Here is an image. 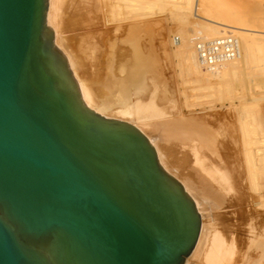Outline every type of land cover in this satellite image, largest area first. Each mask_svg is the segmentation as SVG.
<instances>
[{"label": "water", "instance_id": "95a60500", "mask_svg": "<svg viewBox=\"0 0 264 264\" xmlns=\"http://www.w3.org/2000/svg\"><path fill=\"white\" fill-rule=\"evenodd\" d=\"M47 0H0V264H185L202 219L134 124L83 102Z\"/></svg>", "mask_w": 264, "mask_h": 264}, {"label": "bare ground", "instance_id": "6f19581e", "mask_svg": "<svg viewBox=\"0 0 264 264\" xmlns=\"http://www.w3.org/2000/svg\"><path fill=\"white\" fill-rule=\"evenodd\" d=\"M147 2L150 7L153 3L158 6L170 4L171 7H168H174L170 9V22L177 27L174 30L176 34L173 31V37L170 33L168 36L161 34L160 47L166 60L172 62V57H179L180 68L196 77L191 76L195 79L191 81L192 86L195 85L190 90L194 91L193 94L185 91L190 87L192 89L191 85L184 90L173 89L167 79L162 77V64L159 65L153 53L143 46L141 38L145 31L144 25L149 21L138 18L142 17L145 8L147 10ZM147 2L47 0L46 24L54 36L55 46L64 54L69 64L85 105L105 116L137 126L155 147L161 166L181 182L195 202L202 225L198 241L185 264H240V259L248 256L250 250L259 252L252 264H264V225L262 230H257L254 223L249 224V228L246 227L249 231V240L247 239V247L245 246L249 251L246 254L247 249L243 250L240 247L242 244L239 246L241 241L238 240L239 237L237 239L236 232L225 231L216 221L213 212L216 203L209 202L202 196L194 181L182 171L185 164L190 166L192 175H196L206 187L216 188L218 198L233 197L238 192V184L246 180L250 190H255L256 197L260 199L255 203L251 201L252 193L246 195L249 191H245L246 187L242 184L240 189L244 186L242 191H245L246 197H238L241 204L246 199V205L252 202L251 206L264 207V112H259L254 101L253 106L239 99L242 102L240 105L231 102L226 107L229 113L233 112L234 120L225 123L223 120V123L215 125L207 121L206 115L186 114L184 107L182 108L184 104H181L184 100L192 107L196 105L197 97L212 102L227 99L233 101L239 96L242 90L239 94L236 93L235 81L243 72L242 62L247 64L246 58L254 55L256 41H264L263 0H253L250 4L246 0H157L158 4H151L150 0ZM158 6L156 10L159 9ZM95 8L100 11L99 17L105 26L103 33L110 36V59L119 62V58L124 56V60L116 68V79L102 92L90 81L84 61L75 52L66 35L68 27L89 21L87 15L94 13ZM68 13L74 17L69 21ZM190 21L193 27L188 26ZM132 27L137 31L135 35H141V38L129 37ZM143 38L145 40V36ZM208 42L212 46L217 45V48L213 47L208 51ZM257 44L261 52L260 44ZM95 45L90 48L91 55L97 49L98 45ZM122 49H125L124 53H120ZM186 83L188 82L184 85ZM177 93L185 95V99L181 100ZM215 115L210 117L216 118ZM171 138L190 148L191 159L183 162L176 159L173 150L163 143ZM237 171L244 174L238 176L242 179L240 183ZM255 207L251 209L256 210ZM246 210L249 211V208Z\"/></svg>", "mask_w": 264, "mask_h": 264}, {"label": "rangeland", "instance_id": "374dc122", "mask_svg": "<svg viewBox=\"0 0 264 264\" xmlns=\"http://www.w3.org/2000/svg\"><path fill=\"white\" fill-rule=\"evenodd\" d=\"M140 1H142V3H145L149 0H140ZM150 1L152 4L153 2L156 3L157 0H154V1L150 0ZM252 1L253 0H249V1L246 0V2L247 3L249 2V4L252 3ZM256 1L260 2V0H256ZM136 3H138V2H136ZM159 3L161 4L160 1H159ZM263 3H264V0H263ZM156 4H158V2ZM147 5H149V6H147ZM153 5H154V3H153ZM153 5H152V7H150V3L147 2L145 5L146 7H148L147 10L145 8L144 9L145 11H142L144 13V14H142V17L140 16L138 18V19L143 18L142 20H144V21L147 20L150 22V23L147 22L149 25L147 23L144 25L145 31L143 32L142 38H141V35L140 36H138L137 34L135 35V33H137V31L134 27H132L130 29L129 37L136 38L138 36L136 39L141 38V42H142L143 46L146 49H148V51L153 53V55L157 58L159 65L162 64V69H163L162 77L164 76L163 79L164 80L167 79V82L172 86L173 89L184 90L187 87H190L189 85L192 86L191 81L193 82V80H195L192 78V77H194V75L185 71V70H182L180 68L179 57H177V56H175L174 58L172 57L171 58L172 60H170L172 62H169L168 60H166L164 58V55H163V52L161 49V47H162L161 46V34H165L166 36H168V33H170L172 37H173V35H172L173 32H174V34H176V31H174V30L177 27L173 23L171 24V22H170L171 21L170 20V15H171L170 9H173L174 7L170 8L171 7L170 4H168V6L170 5V7H168L166 5H165L166 6L165 7L163 4V5H161V6H163L162 8H161V6H158V5L153 6ZM157 6L159 8L158 10H156ZM151 8H152V10H151ZM262 8H264V6ZM99 15H100V11L95 8L94 13L87 15L89 21H85V22H83L84 24L81 23L80 25L76 24L74 27H68V31L66 32V35L69 37L71 46L73 47L75 52L78 55H80V57L84 61L85 66H86L87 71H88V77H89L90 81L96 87L97 90L102 92L103 90L107 89V87L111 84V82H113L116 79V77H117L116 68L119 65V63H121L124 60V56H121L119 58V62H114L110 59V36H107L106 33H103V29H105V26L102 25V20L100 19ZM262 15H264V14H262ZM72 18H74L73 15L68 13L67 14V21L71 20ZM156 20L158 22L159 21L160 22L155 23L154 21H156ZM131 23L134 24V22H131ZM188 26L193 27V24H191V21H190V24ZM144 36H145V40L143 38ZM95 42H96V45H95ZM257 43L260 44L259 46L261 47V52L258 49ZM93 45H95V46L98 45V46H97V49H96L94 55L92 54L93 55L92 56L90 54V48ZM256 45H257V48L254 52V55L252 57L250 56L252 59L250 57H248L249 59L246 58L247 60L244 59L247 61V64L246 63L244 64L245 61L242 60L243 61L242 62L243 63V66H242L243 72H242V74L240 73V76L235 81V86H236L235 89H237L236 93L239 94L240 91L242 90L241 93L239 94V96L240 97L242 96V98H238L239 97L238 96V97L234 98V100L236 99V101H234V100L231 101V99H227V100H219V101L218 100H215V101L212 100V102H211V100H208L206 98L200 99L199 97H197V99H198L197 101H199V103L196 101V103H195L196 105L190 107V106H188V102H185L183 100V99H185V95L183 96V94L180 95L177 93V97L179 96V98L181 100H183V102H181V104L182 103L184 104V105L182 104L183 105L182 108L184 107L183 111L186 114L187 113H194V114H197L198 116L206 115L207 121H210V122L214 123L215 125H218L223 120H224L223 121L224 123L227 121L234 120L233 112L230 111V113H231L230 114L226 109V107L229 106L231 104V102L232 103L235 102L234 104L237 106L240 105L242 102H245V101L247 103H251V105H253L254 103L255 104L257 103L255 105V107L257 106L256 108H258V110H260L259 112L263 113L264 112V41H262V40H260L259 42L256 41ZM97 50H98V52H97ZM124 51H125V49H122L120 51V53H122V52L124 53ZM163 65H165V66H163ZM172 77H175V78H172ZM194 78H196V77H194ZM185 82H188V83H186L184 85ZM178 83H180V85ZM174 84H175V86H174ZM193 86L195 87V85H193ZM193 86H192V89L190 87V88H188V90H185V91H188L189 93H191L192 91H190V90H193ZM193 93H194V91L192 92V94ZM194 99H195V97H194ZM239 99L241 101L242 100H244V101H242V102L238 101ZM229 100H230V102H229ZM252 102H253V104H252ZM225 114H226V116H225ZM211 115L217 116L216 117L217 119L210 117ZM218 117H219V119H218ZM171 141H172V143H171ZM163 143H165V145L167 147H169L170 150H173L172 152H173L174 156L176 157V159H178L182 162H183V160L185 161V159H188V158L191 159L192 151L190 150V148L187 145L186 146L183 145L180 141L176 140L175 138H171L169 141H163ZM186 166L187 165L185 164L182 171L194 181L198 192L202 196L207 198V200L209 202H215L216 203V209H214V211H213L215 213L216 221L220 224V226H222V228L225 231L236 232L235 235H237V239L239 237L238 240L241 241V242H239V246H240V244H242L243 246L241 245L240 247H243L244 248L243 250L247 249L246 250V254H247V251H249V250H248V248H246L247 247L246 241L249 240L248 239L249 231L246 227L249 228V224L254 223L257 230H262V228L264 227L263 226L264 225V220H263L264 219V207L256 206L257 207L256 208L253 205L251 206L252 202L250 204L248 202L246 205V202H247L246 199H245V203H244V201H242V204H241V201L239 200L240 198L238 199V197L244 196V198H245L246 197L245 194L250 195V193H252L251 197H253V198L255 197V199L251 198L252 199L251 201H253L255 203L256 201H258L260 199V198L256 197L257 192L255 190H252V191L250 190V188H249L250 186L248 185L249 183H247L246 180L245 181L243 180L242 184L246 187L245 191H249V193H245V191H242L244 189L243 188L244 186L242 187V190L240 189L242 186V184L240 183L242 179H240L238 176L241 177V174H243V173H241L240 171H237L236 172L237 179H240V180H238V183H240L238 185L239 186L241 185V186L240 187L238 186V192L234 195L235 197L234 196L233 197L228 196V197H224V198H220V197L218 198L216 193H215L216 188L206 187L204 185L203 181H199V179L197 178L196 175H192L193 170L190 168V166H187V169H186ZM244 182H246V183H244ZM247 188L249 190H247ZM240 190L242 192H240ZM238 200H239V202H238ZM252 207H255L256 210L254 208L251 209ZM248 208H249V211L246 210ZM251 210H252V212H251ZM260 214H262V215H260ZM248 217H250V219ZM251 218L253 221L251 220ZM250 220H251V222H250ZM257 225H259V226H257ZM226 227H227V229H226ZM250 251H249L250 254L248 253V256L245 255L242 259H240V261H239L240 264H252V262L256 258H258V255H259L258 251H256V252H255V250L254 251L250 250ZM261 263L262 262H260L258 264H261Z\"/></svg>", "mask_w": 264, "mask_h": 264}, {"label": "built area", "instance_id": "2783aa9c", "mask_svg": "<svg viewBox=\"0 0 264 264\" xmlns=\"http://www.w3.org/2000/svg\"><path fill=\"white\" fill-rule=\"evenodd\" d=\"M206 46H207L208 51H210V49L213 48V47L217 48V45L216 46H212L211 43H209V42L206 44ZM200 50H203V52H206L205 49H203V48H201Z\"/></svg>", "mask_w": 264, "mask_h": 264}]
</instances>
